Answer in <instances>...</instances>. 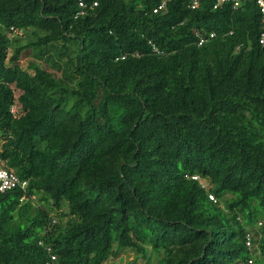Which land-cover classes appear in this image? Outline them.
<instances>
[{
    "label": "trees",
    "instance_id": "trees-1",
    "mask_svg": "<svg viewBox=\"0 0 264 264\" xmlns=\"http://www.w3.org/2000/svg\"><path fill=\"white\" fill-rule=\"evenodd\" d=\"M85 1L0 0V264H264L257 1Z\"/></svg>",
    "mask_w": 264,
    "mask_h": 264
},
{
    "label": "built area",
    "instance_id": "built-area-1",
    "mask_svg": "<svg viewBox=\"0 0 264 264\" xmlns=\"http://www.w3.org/2000/svg\"><path fill=\"white\" fill-rule=\"evenodd\" d=\"M190 1H191L190 4H191L192 8H196L200 4V0H190ZM228 1L233 2L235 6H239L244 1H249V0H217L216 4H215V8L220 6L222 3L228 2ZM256 1L259 4L260 10H261L263 17H264V0H256ZM96 4H97V2H96ZM165 5H166V0H163L161 5L159 6V8L162 9L165 7ZM79 7L81 8V11L78 13H82L84 11V8L86 7V1L85 0H79ZM155 11H157V9ZM212 35H214V34H212ZM202 41H201V43H202ZM260 43L264 44V30L261 33ZM193 177L195 179L199 178V176H193ZM200 181L202 182V184L204 186L206 185L205 180L201 179ZM27 186H28V181L26 179L21 178L14 171L9 170L5 166L4 161L0 158V191L4 192L6 190H10V189H13L16 187H20L21 189H23L25 191ZM26 197L27 196L25 193L23 195V197L21 198V200H24ZM210 198L213 199L214 201L217 200L214 194H210ZM246 243L250 248L252 247L253 242H252V235L251 234H248ZM52 259L55 261V264H62L60 261H57L56 256L52 255Z\"/></svg>",
    "mask_w": 264,
    "mask_h": 264
},
{
    "label": "rangeland",
    "instance_id": "rangeland-1",
    "mask_svg": "<svg viewBox=\"0 0 264 264\" xmlns=\"http://www.w3.org/2000/svg\"><path fill=\"white\" fill-rule=\"evenodd\" d=\"M32 58V54L27 51L21 56V64L26 67L28 66L29 60ZM134 257V252L126 249L121 256L114 259V264H126L130 259ZM155 263V262H154Z\"/></svg>",
    "mask_w": 264,
    "mask_h": 264
}]
</instances>
